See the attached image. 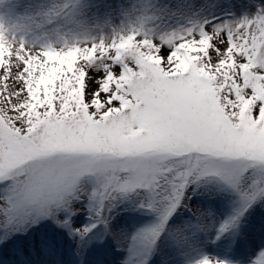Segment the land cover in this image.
Returning a JSON list of instances; mask_svg holds the SVG:
<instances>
[{
    "label": "snow or ice",
    "instance_id": "1",
    "mask_svg": "<svg viewBox=\"0 0 264 264\" xmlns=\"http://www.w3.org/2000/svg\"><path fill=\"white\" fill-rule=\"evenodd\" d=\"M73 3L8 28L0 16V261L38 264L67 233L72 264H107L109 249L88 247L103 236L120 264H149L162 234L189 241L169 224L189 188L235 196L214 225L217 238L235 228L264 200V4L160 36L142 22L107 36L46 27L70 25ZM122 205L153 219L128 233L113 224ZM249 264H264V248Z\"/></svg>",
    "mask_w": 264,
    "mask_h": 264
},
{
    "label": "rangeland",
    "instance_id": "2",
    "mask_svg": "<svg viewBox=\"0 0 264 264\" xmlns=\"http://www.w3.org/2000/svg\"><path fill=\"white\" fill-rule=\"evenodd\" d=\"M52 2L53 0H15L7 5H0L3 8L2 22L8 28L17 18L32 16L38 9ZM261 4H264V0H74L69 5L74 10V19L70 25L53 22L46 27L56 30L71 27L76 34L86 32L90 36H97L99 33L110 35L113 29H119L129 22H142L147 30L160 36L179 33L196 19H207L213 24L238 19L242 15L254 13ZM216 15L220 17L212 18ZM154 42L160 43V40L156 39ZM167 50V45L162 44L161 51ZM188 194L191 199L186 201L187 206L178 208L169 224L182 227L189 236V241L178 245L169 239L167 233L162 234L149 264H185L188 260L185 253L189 252H209L219 259L247 264V258L255 257L264 248V200L252 204L235 228L217 238L214 225L231 213L236 197L218 193L214 188H197L194 193L189 188ZM207 213L211 215H202ZM152 219L143 210H132L127 205H122L117 210V219L113 220V224L119 223L131 233ZM79 220H85L83 214ZM202 224L205 226L202 227ZM209 224L212 226H207ZM101 231L97 229L96 234ZM94 245H103L110 250L107 264H120L125 256V252L117 247L110 236L93 238L88 247ZM74 250L75 242L64 233V246L59 252L35 259L38 264H72ZM0 264L3 262L0 261Z\"/></svg>",
    "mask_w": 264,
    "mask_h": 264
},
{
    "label": "bare ground",
    "instance_id": "3",
    "mask_svg": "<svg viewBox=\"0 0 264 264\" xmlns=\"http://www.w3.org/2000/svg\"><path fill=\"white\" fill-rule=\"evenodd\" d=\"M15 0H5V3L3 4V6L4 5H7V3H11V2H14ZM2 12H3V8H0V16L2 15ZM216 17H220L219 15H216V16H213L212 18H216ZM211 18V19H212ZM101 34H104V35H106L107 36V33H99L97 36H99V35H101ZM186 255H187V261H186V263L185 264H189V261H194V260H197V259H199L201 256H211V257H216L215 255H213V254H211V253H209V252H205V253H199V254H193V252H189V253H185ZM252 258V257H251ZM219 259V258H218ZM219 260H221V261H226V260H224V259H219ZM249 261V260H248ZM227 262H229V261H227ZM231 264H235V263H233V262H231ZM238 264V263H237ZM247 264H249L248 262H247Z\"/></svg>",
    "mask_w": 264,
    "mask_h": 264
}]
</instances>
